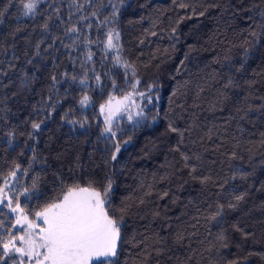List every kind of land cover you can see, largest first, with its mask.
Listing matches in <instances>:
<instances>
[{
  "label": "trees",
  "instance_id": "trees-1",
  "mask_svg": "<svg viewBox=\"0 0 264 264\" xmlns=\"http://www.w3.org/2000/svg\"><path fill=\"white\" fill-rule=\"evenodd\" d=\"M27 2L0 0V186L16 171L13 203L33 219L73 184L110 179L116 264H264V0ZM137 80L143 117L102 135L101 104ZM14 223L0 207V234Z\"/></svg>",
  "mask_w": 264,
  "mask_h": 264
},
{
  "label": "snow or ice",
  "instance_id": "snow-or-ice-1",
  "mask_svg": "<svg viewBox=\"0 0 264 264\" xmlns=\"http://www.w3.org/2000/svg\"><path fill=\"white\" fill-rule=\"evenodd\" d=\"M36 0H28L23 4L26 13H33L36 8ZM2 15V13H0ZM47 27V26H45ZM68 32H76V28L67 29ZM104 44L105 49L112 50L118 47L119 33L109 31ZM88 60L92 59L89 52ZM116 63H120V58H116ZM125 68H131L124 62ZM133 70V75H134ZM56 82V77L53 76ZM76 80V77H72ZM97 82L100 76H96ZM81 86H86V79H80ZM139 81L131 84L133 91L128 92L122 98L109 95L106 103L101 104L100 112L105 115L103 134L116 140L117 132L113 130V118L123 111L128 112V119L133 121L131 108H136L133 97ZM115 87V82L113 83ZM140 96L145 93L140 92ZM89 96L83 95L79 104L87 106ZM149 102H151L149 100ZM131 105V108L129 107ZM138 117H143V111L135 113ZM75 123V121H68ZM139 123V121H136ZM83 127V124H81ZM34 131H39L41 123H32ZM169 129L173 132L179 131L171 125ZM31 135V134H30ZM182 135V134H181ZM124 143H127L125 141ZM121 151V144L114 145L111 159L115 161ZM185 160L188 157H184ZM187 166V165H186ZM19 166H17L18 170ZM194 170V169H193ZM16 171L9 173V178H14ZM35 182L33 187H35ZM8 179L4 181V187H0V204L7 199L9 210L16 213L15 223L8 229L7 237L0 234V264H116L115 257L118 255V244L121 242V218H117L108 210L109 194L112 191V181L109 179L107 185L102 189H97L89 183L86 187L73 184L68 187L61 198L47 203L39 211L34 213V219L24 213L19 201L13 207V200L9 198ZM243 196L235 197V204H229L230 209H235ZM223 206L218 209L212 217L216 220L222 215ZM120 211H124L120 209ZM40 222V223H38ZM2 227V225H0ZM12 229H19L13 231ZM217 239L221 241L222 247H227L225 243L227 237L221 233Z\"/></svg>",
  "mask_w": 264,
  "mask_h": 264
},
{
  "label": "rangeland",
  "instance_id": "rangeland-1",
  "mask_svg": "<svg viewBox=\"0 0 264 264\" xmlns=\"http://www.w3.org/2000/svg\"><path fill=\"white\" fill-rule=\"evenodd\" d=\"M144 93V92H143ZM124 96V95H123ZM123 96H121V97H116V99H120V98H122ZM108 100V99H107ZM106 100V101H107ZM133 100H134V102H135V104L136 105H138V107H136V108H131V105H129V107L131 108V112H132V115H133V121H136L139 117L138 116H136L135 115V113L136 112H138V111H143L144 110V102H149V100H150V95H148V94H145V96H140L139 95V93H135L134 94V97H133ZM106 101L104 102V103H106ZM103 103V104H104ZM100 109V108H99ZM107 114V112H105L104 114H102L101 112H100V115H101V119H102V121H103V125H104V127H105V124H104V120H105V115ZM121 117H125L128 121H129V119H128V112L127 111H123V112H121V113H118L114 118H113V123L116 121V120H118L119 118H121ZM130 122V121H129ZM5 179H8V188H6L5 190L6 191H8L9 192V198H10V192H11V189H12V187H13V184H14V178H9V177H7V178H5ZM5 179H4V181H5ZM4 181L2 182V185L0 186V187H4ZM2 206H5L6 207V209L8 210V212H9V214H11V215H13L14 216V218L16 219V213H13V212H11L10 210H9V208H8V206H7V199L6 200H4L3 201V203L2 204H0V207H2ZM13 207H15V204L13 203ZM34 219V218H33ZM38 223H40V222H38ZM17 230H19V229H17Z\"/></svg>",
  "mask_w": 264,
  "mask_h": 264
}]
</instances>
